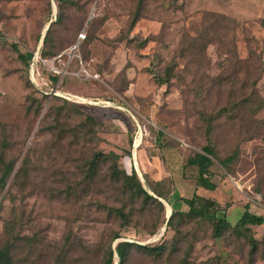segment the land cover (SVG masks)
I'll list each match as a JSON object with an SVG mask.
<instances>
[{"label": "rangeland", "instance_id": "rangeland-1", "mask_svg": "<svg viewBox=\"0 0 264 264\" xmlns=\"http://www.w3.org/2000/svg\"><path fill=\"white\" fill-rule=\"evenodd\" d=\"M139 1L0 0V170L14 165L0 245L13 241L12 264H103L117 241L166 246H133L124 264H264V224L251 227L252 253L244 237L214 239L207 221L175 217L179 233L165 223L170 203L187 210L179 198L197 173L185 163L208 142L216 188L199 192L231 223L245 207L264 216V0H142L130 26ZM82 29L81 62L53 76ZM97 152L107 157L90 178ZM114 164L165 192L164 211L114 182Z\"/></svg>", "mask_w": 264, "mask_h": 264}, {"label": "trees", "instance_id": "trees-1", "mask_svg": "<svg viewBox=\"0 0 264 264\" xmlns=\"http://www.w3.org/2000/svg\"><path fill=\"white\" fill-rule=\"evenodd\" d=\"M141 6L142 0L139 1L134 17L130 20V26H133L141 16ZM44 40H46V36H44ZM74 42L75 41H73V43ZM164 80H166V78ZM164 82L165 81H160V83ZM209 126H211V121L208 123V127ZM158 134L162 135V132H158ZM105 157H107V155L102 152L94 153L93 157L89 161L88 167L90 178L95 176L99 167V162ZM213 157H216V154L213 146L210 142H208L202 146L201 150L194 152L187 158L185 165L194 168L197 173L195 177L196 188L190 198H179L184 201L185 205H187L186 211H180L177 209L178 202L170 203L169 206H171V211L166 217L167 219L165 223L167 227H170L175 232L179 233V224H173L175 217H178L179 220L186 217L188 219L194 218L207 221L211 225V234L214 239L222 237L226 232H229L238 238L244 237L250 245V252L253 253L256 249V239L250 235L251 227L264 224V216L252 213L247 207H245L239 218L234 223H231L226 217L225 208H221L218 201L199 192V189L214 190L216 188V183L212 181L210 173V168L214 162ZM228 160L229 159L226 158L220 160L219 162L225 165L228 163ZM2 163L3 165L0 170V188L3 189L9 179L8 177H10L13 172L14 165L12 162H5L4 160ZM110 176L114 182H119L121 187L123 186L126 191L131 193L132 196L139 198L143 206L156 205L161 211H164L163 205L165 200H167L166 193L159 192L151 187L147 190L142 185L134 169H132L130 173H127L123 169H118L117 165L114 164ZM117 211L121 217L126 219V215L121 210L117 209ZM157 229L158 228L156 227L153 231L155 232ZM118 238H120L119 233H115L112 237V241H115ZM133 246L143 250V253L155 256L161 255L166 248L163 241H160L155 245L134 244V242L130 241H117L113 248L111 246L109 247L103 264H113L114 255L118 258V264H124L129 256L130 249ZM12 249L13 241L11 240H6L0 245V264H12Z\"/></svg>", "mask_w": 264, "mask_h": 264}, {"label": "built area", "instance_id": "built-area-1", "mask_svg": "<svg viewBox=\"0 0 264 264\" xmlns=\"http://www.w3.org/2000/svg\"><path fill=\"white\" fill-rule=\"evenodd\" d=\"M85 36H86L85 29H82L78 33L76 41L67 49L66 53L68 54L69 57L66 61L62 60V53H59V54L54 56V59L51 62L50 69H49L53 76L60 75L61 73L66 72V70L68 69V67L70 66V64L74 58L76 60L78 59L81 62L80 57L78 56V54L76 52L79 49V44H80L81 40H83L85 38ZM35 54H36V57L40 58V56H38L37 53H35ZM56 60L58 61V65H56L54 62ZM38 74H39V72H38ZM81 75L85 79H98L99 78L98 73L88 72L86 70L82 71ZM45 79L47 81V82H45V85L49 84V82L51 83V79L50 80L47 78H45ZM51 91L54 95H58L60 97L66 98V99L73 100L75 102H83L82 101L83 99L80 98L79 95L71 94L69 92H65V91H61V90L59 91L58 87H52Z\"/></svg>", "mask_w": 264, "mask_h": 264}, {"label": "water", "instance_id": "water-1", "mask_svg": "<svg viewBox=\"0 0 264 264\" xmlns=\"http://www.w3.org/2000/svg\"><path fill=\"white\" fill-rule=\"evenodd\" d=\"M52 22V21H51ZM49 23V22H48ZM50 24V23H49ZM49 24L47 25V27L45 28V31L47 30V28H48V26H49ZM44 37V35L42 36V38ZM170 214V213H169Z\"/></svg>", "mask_w": 264, "mask_h": 264}, {"label": "bare ground", "instance_id": "bare-ground-1", "mask_svg": "<svg viewBox=\"0 0 264 264\" xmlns=\"http://www.w3.org/2000/svg\"><path fill=\"white\" fill-rule=\"evenodd\" d=\"M83 99V98H82Z\"/></svg>", "mask_w": 264, "mask_h": 264}, {"label": "crops", "instance_id": "crops-1", "mask_svg": "<svg viewBox=\"0 0 264 264\" xmlns=\"http://www.w3.org/2000/svg\"><path fill=\"white\" fill-rule=\"evenodd\" d=\"M176 198V197H175Z\"/></svg>", "mask_w": 264, "mask_h": 264}]
</instances>
